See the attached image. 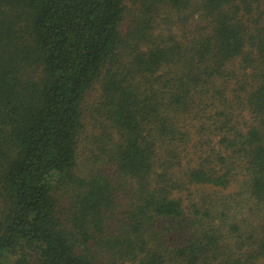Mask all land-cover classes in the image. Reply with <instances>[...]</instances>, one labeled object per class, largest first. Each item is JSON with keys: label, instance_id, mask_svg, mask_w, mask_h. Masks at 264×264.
I'll return each mask as SVG.
<instances>
[{"label": "trees", "instance_id": "16d2710c", "mask_svg": "<svg viewBox=\"0 0 264 264\" xmlns=\"http://www.w3.org/2000/svg\"><path fill=\"white\" fill-rule=\"evenodd\" d=\"M0 264H264V0H0Z\"/></svg>", "mask_w": 264, "mask_h": 264}, {"label": "rangeland", "instance_id": "374dc122", "mask_svg": "<svg viewBox=\"0 0 264 264\" xmlns=\"http://www.w3.org/2000/svg\"><path fill=\"white\" fill-rule=\"evenodd\" d=\"M125 1H126V3H128V4L130 3V0H125ZM127 24H128V23L125 24V22L123 23V26L121 27V30H122V31L124 30L125 26H127ZM97 94H98V85H94L93 89L90 90V92H89V94H88V101H89V103H91V102L96 98ZM89 132H90V130L88 131V133H89ZM86 136H87L86 133H85L84 135H82V141H80V145H81V146H84V145H85V143H86V140H85ZM82 150H83V147H82ZM237 187H238V186H237L236 184H233V185L229 188L228 192H231V191H233V190H237Z\"/></svg>", "mask_w": 264, "mask_h": 264}]
</instances>
